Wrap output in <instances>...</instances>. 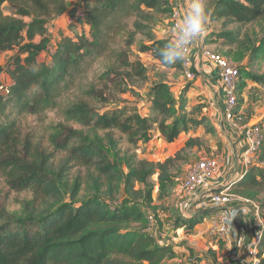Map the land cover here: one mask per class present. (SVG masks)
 I'll use <instances>...</instances> for the list:
<instances>
[{"label":"trees","instance_id":"1","mask_svg":"<svg viewBox=\"0 0 264 264\" xmlns=\"http://www.w3.org/2000/svg\"><path fill=\"white\" fill-rule=\"evenodd\" d=\"M88 5L83 15L68 24L69 30L78 27L79 33L58 34L50 64H46L39 58L49 52L48 27L66 15L67 0H0V54L16 51L0 65V80L5 77L8 81L0 88V173L12 191L30 190L34 194L21 215L0 207V264H170L174 257L172 247L148 232L150 216L155 230L160 227L154 212L131 201H143L151 207V180L155 176L160 198L167 195L188 164V153L200 146V138L188 135L178 152L156 163L123 153L111 134L106 143L97 134L119 129L146 140L147 132L156 125L163 140L174 144L191 128L208 129L206 118L181 115L183 102L176 100L167 82L159 81L151 89L150 119L132 116L124 122L118 114L100 115L86 102L73 106L65 114L81 129L60 126L51 139L52 152L35 145L20 128L22 116H42L56 110L62 95L75 89L92 66L109 54L116 58V66L107 76L114 73L117 77L106 79L107 84L120 89L116 81L121 75L146 80L143 66L126 59L136 35L146 41L139 45L141 53L166 69L184 72L182 61L165 65L158 54L172 39H158L154 33L158 23L165 18L172 20L170 0H91ZM208 17L210 22L260 24L264 22V0H215ZM121 36H126L125 42L119 41ZM226 37L230 43L238 41L236 33L229 32ZM120 43L123 47L114 50ZM253 52L264 57V37ZM234 67L240 74L238 112L243 74L256 83L264 78ZM119 91L114 88L112 96ZM56 152L67 154L59 164L53 162ZM258 156L264 163V143ZM73 170L76 175L70 185L68 175ZM137 185L144 188L137 189ZM82 187L90 196L79 199ZM231 193L258 204L264 221V201L260 198L264 194V166L260 170L252 166L244 172ZM200 223L199 215H191L184 225L192 232ZM257 258L264 264V236Z\"/></svg>","mask_w":264,"mask_h":264},{"label":"rangeland","instance_id":"2","mask_svg":"<svg viewBox=\"0 0 264 264\" xmlns=\"http://www.w3.org/2000/svg\"><path fill=\"white\" fill-rule=\"evenodd\" d=\"M214 1L207 0L208 16ZM4 10L6 14L10 13L9 7L6 6ZM171 21L165 18L163 22L158 23L154 27V33L158 39L173 38L174 30ZM68 24L70 22L63 18H59L56 22L50 24L47 36L50 39L49 52L40 56V63L50 64V57L52 56L50 52L55 49L58 42V34L63 32L68 36H73L79 33L78 27L71 31ZM205 31V46L212 53L225 58L231 65L239 67L245 73L264 78V57L253 52V48L264 37V22L256 25H238L231 24L226 20L210 22L208 17ZM229 32L238 34L237 42L230 43L232 42L230 41L231 39L226 37ZM125 37L121 36L119 41L125 42ZM40 41L41 39L38 38L37 42ZM140 43H146V41L141 35H136L134 44L128 50V58L126 59L130 62L137 61L143 66L146 80L139 78L128 79L127 76L121 75L116 81L117 84H120V89L116 86L114 87L111 83L107 84L106 79L110 78L112 81L113 79L116 80L117 77L114 73H110L111 75L107 76L108 72L116 66V58L114 59L109 54L92 66L75 89L62 95L59 99V107L56 110L49 111L42 116H22L20 122L21 130L25 135L28 134L33 139L35 145L52 152L54 148L52 147L51 139L60 126L81 129L79 124L70 120L65 114L73 106L86 102L100 115L118 114L124 122L132 116L150 119L153 113L150 100L151 89L159 81L167 82L176 100L183 102L184 108H182L181 115L183 114L182 116H186V118H206L208 129L212 128L211 133H208V129L205 126L201 128L190 127L189 132L180 135L178 140L171 145L165 143L156 125H153L151 131L147 132L149 137L146 140H143L139 134L138 136H133L130 131L123 132L119 129H114L110 133L100 131L97 134L105 143V138L111 134L118 143V148L123 153L134 154L138 159L156 163L164 162L178 152L188 141V135H200V146L188 153V164L183 167L182 174L177 178L173 188L167 191V195L160 198L158 180L155 176L151 180L154 186L151 207L147 208L143 201L131 202L143 205L144 210L153 211V215L157 216L160 227H156L154 233H156L160 241L172 247L174 257L170 264H193L196 261L199 264H252L251 261L238 262L240 249L237 248L236 243L233 242L231 247L226 239L221 238L214 231L215 223L208 217L209 213L214 212V209H206L203 212L201 208V211H198L196 205L188 206L182 203L185 197L182 196L180 188L189 168L205 158L218 157L221 159L224 154V144H229L231 142L230 136L233 135L229 130L231 127L224 118L220 116L219 118H213L212 116L213 110L220 109L221 102L218 100H215L212 104L208 101L206 102L205 92L196 85V83L203 85L204 77L211 76L215 69L208 71V74L199 71L200 61L199 67L193 68V72H191L194 76L189 77L185 71L179 72L166 69L150 55L141 53ZM120 46L123 47V43L115 45L114 50L119 49ZM15 54L16 51L0 54V65L4 66L8 59ZM7 85L8 81L5 77H2L0 88ZM114 88L120 91L112 96ZM186 90L188 91L186 92ZM238 99V112L243 120H235V122H240L241 125L251 124L254 121V116L260 115L261 118L258 124L264 130V80L261 83H256L249 76L243 74ZM1 122H5L4 119H1ZM230 146H232L231 143ZM66 156V153L56 152L54 164H59L60 160L66 158ZM263 166L264 163L260 162V156H257L253 167L260 170ZM224 167L225 165L222 161L219 174H222V168ZM75 175V170L68 175L70 185L74 183ZM136 188L141 189L144 186L137 185ZM84 196H90V192L85 187H82L79 199ZM33 198L34 194L30 190L17 193L9 189L5 176L0 173V207L10 214L21 215L25 204L33 200ZM260 198L264 201V194L260 195ZM191 215H199L201 223L192 232H188L184 224Z\"/></svg>","mask_w":264,"mask_h":264},{"label":"built area","instance_id":"3","mask_svg":"<svg viewBox=\"0 0 264 264\" xmlns=\"http://www.w3.org/2000/svg\"><path fill=\"white\" fill-rule=\"evenodd\" d=\"M172 7V23L175 36V25L184 16L183 10L180 7L179 0H170ZM204 32L202 38L193 45L185 58L182 60L184 71L187 75L194 76L191 74L193 72V60H192V50L197 46L198 55L200 58L208 60L218 72L219 86L224 95V117L226 121L234 122L236 124V130L239 134V145H240V155L244 171H248L254 162L264 143V135L262 132V127L258 123H251L247 125H241L236 123L235 120L241 121V114L237 112L238 101V83L240 79L239 70L231 65L225 58L212 53L206 46L204 41ZM201 43V44H200ZM200 44V45H199ZM222 166V160L218 157L205 158L196 164L192 165L187 171L181 186V191L186 196H191L199 191L201 188L213 183V181L219 177L220 168ZM216 181V180H215ZM232 185H218L213 194L207 197H203L200 202V206L204 209H214L221 210L223 207L227 209H222L217 217L216 224L214 226V231L224 239L230 238L232 227L238 217L236 214V209H229L236 205H245L246 208H250V215L254 219L255 233L253 239L248 244V256L252 264H259V259L257 258L258 245L264 236V221L261 216L260 207L255 202L245 199L243 197L234 195L231 193ZM150 228L148 232L154 233V220L153 217H149Z\"/></svg>","mask_w":264,"mask_h":264},{"label":"crops","instance_id":"4","mask_svg":"<svg viewBox=\"0 0 264 264\" xmlns=\"http://www.w3.org/2000/svg\"><path fill=\"white\" fill-rule=\"evenodd\" d=\"M91 0H67L68 4V11L66 15L62 16L64 20H67L68 22H71L75 18L83 15L84 11L86 10V7H88L89 3ZM189 2L190 0H179V4L181 9L183 10V14L185 15L188 7H189ZM62 22V21H61ZM205 41V40H204ZM200 42V41H199ZM201 59V60H200ZM192 60H193V67L192 68H198L199 67V62L201 61V66L199 71L208 74V71H212V69H215V72L212 73L211 76H205L203 79V85L200 83H196L200 89H202L205 92V99L206 102H210L211 104L215 102V100H218L221 102L220 109L219 110H213L212 111V116L213 118H219L222 117L225 120L224 117V110H225V105H224V95L222 90L220 89L219 86V77H218V72L215 66H213L208 60H205L203 58H200L198 55V47L196 46L192 50ZM200 82V81H199ZM217 94V96H216ZM218 97V98H216ZM214 108V106L212 105ZM261 118L260 115H255L254 116V121L252 123H259V119ZM241 119H243L241 117ZM251 120V119H249ZM242 121V120H241ZM214 122V121H213ZM229 126L230 132L233 134L230 136L231 139V145L230 143L224 144V154L221 157V160L223 161L225 167L222 168V174L217 177L213 183L201 188L199 191H197L195 194L191 196H186L185 194L182 193V196L185 198L183 199L184 205H196V209L198 211H201L200 208L206 211V209L202 208L200 206V202L203 200V197H207L210 194H213L215 191L218 189V185H232L234 182L240 178H242L244 174V167L239 159V155L241 152L240 145L238 143L239 141V134L236 130V124L234 122H229L227 121ZM233 126V127H232ZM237 132V133H236ZM236 133V134H235ZM197 137L200 135L196 134ZM157 138V137H156ZM163 141V140H162ZM166 143V142H165ZM168 144V143H167ZM171 145V144H169ZM181 190V188H180ZM247 206L245 205H236L232 206L229 209H236V214L238 215L233 227L232 231L230 234V238H228L229 245L232 247L233 242L236 243L237 248L240 249V257L237 259L238 262H249L251 261L249 256H248V244L254 237L255 233V224H254V219L253 217L249 214L250 213V208H246ZM222 209H227V207H223ZM221 209V210H222ZM221 210H214V212L209 213L208 217L214 221L216 224L218 214ZM204 212V211H203Z\"/></svg>","mask_w":264,"mask_h":264},{"label":"clouds","instance_id":"5","mask_svg":"<svg viewBox=\"0 0 264 264\" xmlns=\"http://www.w3.org/2000/svg\"><path fill=\"white\" fill-rule=\"evenodd\" d=\"M207 20V0H190L185 15L175 25V36L159 49L161 62L171 66L182 61L189 49L202 38Z\"/></svg>","mask_w":264,"mask_h":264}]
</instances>
